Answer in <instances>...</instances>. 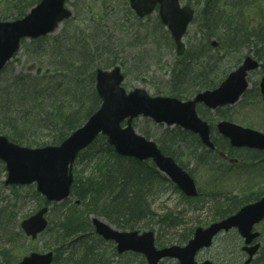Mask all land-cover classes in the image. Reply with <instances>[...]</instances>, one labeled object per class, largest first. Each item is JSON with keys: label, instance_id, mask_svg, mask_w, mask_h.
<instances>
[{"label": "trees", "instance_id": "1", "mask_svg": "<svg viewBox=\"0 0 264 264\" xmlns=\"http://www.w3.org/2000/svg\"><path fill=\"white\" fill-rule=\"evenodd\" d=\"M39 1L0 0V20L22 18ZM196 6L192 24L199 23L198 37L188 46L186 43L181 55L158 14L154 24L145 27L146 32L141 36L144 18L135 14L129 0L84 2L82 8L75 10V16L64 22L62 35L24 39L17 56L0 70V133L31 147L61 143L101 105L96 89L98 68L120 64L126 79L130 69L127 59L119 56L116 39L128 29L135 28L128 47L138 45L140 37L141 44L169 43L176 49L169 79L164 88H156V94L189 99L202 90L216 88L229 68L241 62L240 58H234L243 49L262 62L261 72H264V0H197ZM21 53L26 56V65L24 62L21 68L25 67L19 70L17 62ZM248 94L250 101L260 99L258 83L244 97ZM204 109L199 107L203 117ZM222 110L219 108L216 112ZM137 120L134 126L139 132L154 139L164 153L186 169V162L195 161L211 173L224 171L227 167L220 153L234 156L236 149L231 150L228 140L221 136L213 134L216 146L213 150L206 148L198 135L181 127H165L147 118L139 125ZM258 154H249V158L255 160ZM79 165L85 167L84 175L75 168L70 197L51 204L69 203V206L62 209L65 213L59 222L56 225L49 222L42 234L52 237L50 249L54 251L55 264H148L141 254L117 253L114 242L94 232L91 214L122 230H152L156 225H151V221L159 216L154 209L155 198L165 192H178V188L152 160L116 153L104 135H99L79 155L76 167ZM2 170L6 171L5 166ZM21 188L9 186L14 203L0 205V236H3L0 237V264H13L25 255L17 245L9 243L14 236H25L19 220L26 216L20 217L15 211L22 201ZM33 195L43 201L42 205L50 204L37 191ZM201 195L195 198L182 195L184 205L192 210L202 209ZM210 197L218 201L216 219L236 212L244 204L243 196L214 192ZM70 212L74 215H68ZM172 220L159 216L160 228L167 222L175 223ZM195 228L194 224L186 223L177 243H187ZM252 264H264V249Z\"/></svg>", "mask_w": 264, "mask_h": 264}, {"label": "water", "instance_id": "2", "mask_svg": "<svg viewBox=\"0 0 264 264\" xmlns=\"http://www.w3.org/2000/svg\"><path fill=\"white\" fill-rule=\"evenodd\" d=\"M74 0H41L22 18L0 20V70L19 51L23 39H37L57 31L62 22L72 14L68 6ZM131 8L143 18L156 10L168 27L177 45L178 54H183V38L194 18V9L182 6L180 0H130ZM261 62L247 55L241 65L212 90L197 93L193 98L182 100L173 96L152 95L144 87L127 91L123 86L125 76L120 65L112 69L99 68L96 87L101 97L100 107L87 121L66 137L60 144L30 147L10 140L0 134V160L7 169L6 185L36 184V189L50 202L67 199L74 181L73 167L79 154L90 146L99 135H105L116 152L139 160L152 159L157 168L169 177L188 197L198 196L195 179L172 157L165 154L158 144L137 132L133 120L137 117L152 119L167 126H180L199 135L202 143L213 149L211 126L198 113V105L210 109L233 105L249 86L247 77L258 70ZM260 91L264 100V74L260 80ZM125 122V126L122 123ZM221 135L228 138L233 147L264 150V133L244 127L229 120L217 124ZM49 206H43L21 221L24 233L36 238L48 227ZM264 219V196L243 206L238 212L212 222L207 227L199 226L193 237L182 246L174 244L158 248L152 230H120L100 217H92L95 232L106 240L116 243L119 253L128 251L145 255L149 264H158L163 258H175L179 264H214L211 260L198 261L196 256L209 248L214 238L237 228L245 239L243 250L250 264L261 244H252L260 236L253 231L256 223ZM54 253L32 252L14 264H53Z\"/></svg>", "mask_w": 264, "mask_h": 264}, {"label": "rangeland", "instance_id": "3", "mask_svg": "<svg viewBox=\"0 0 264 264\" xmlns=\"http://www.w3.org/2000/svg\"><path fill=\"white\" fill-rule=\"evenodd\" d=\"M92 1L93 0H76L71 2L70 4L75 14V10L82 8L84 2L91 3ZM181 2L182 4H189L197 8V0H181ZM74 16L75 15H73V17ZM156 16L157 12H154L147 18L143 19L141 36L146 32V30L144 29L145 27H151L154 24ZM63 24H61L60 28L54 34H63L61 33L62 29L64 28ZM110 27L111 24L109 26V29ZM198 28L199 23H193L190 25L188 33L184 38L187 46L188 44L194 42V40H196L195 38L198 37ZM133 29H128L127 32L122 31L116 39V44L119 47V56L121 58L123 57L127 59L130 69L128 70L125 79V83H127L125 84V87L127 90H131L137 86H142L147 88L151 94H156V88H164V83L169 79L171 69L177 57L176 49L175 47L173 48V46L169 43H164L161 46L150 43L141 44L142 40L140 37L138 45L128 47V41L134 37V34L132 33ZM246 54L253 53H248L246 49H243L242 52L237 54V56L235 55L234 59L237 60L240 58L242 61ZM18 59L19 61L17 62V66L20 70L25 67L24 66L21 68L24 62L26 65V56L21 53L18 56ZM238 65L229 68L231 69L230 71L237 68ZM231 66V64L228 65V67ZM262 75L263 74L261 71H257L251 74V87L254 83H259ZM249 98L250 94H248L246 97H243L238 103L232 106L225 107L222 112H216L204 106V110L206 111V114H204L205 119L208 120L209 123L214 127L213 134L215 137L220 136L216 129V123L223 118L229 119L243 126L264 132V102L261 99L255 102L250 101ZM222 114H224L225 117H221ZM143 120V117H139L137 123L139 125L143 124ZM243 154V149L237 150L234 152L233 157L239 158ZM77 161L73 168L74 177L75 168H77V171L80 175H84L83 171L85 170V167L83 165H79L76 167ZM231 163L232 162L230 161H225L224 165L227 167L226 170L211 173L207 168L199 165L195 161L190 163L186 162L187 169L193 175L194 179L196 180L197 186L202 193L199 203L203 206L202 209L192 210L184 205V200L180 191L165 192L164 194L155 198L154 209L155 211H157V214L160 217L164 218L171 217L173 219L172 221L175 222L173 224H169V222H167L160 228V224L158 222L159 216L156 217L154 221H151V225H156L155 229L152 230L155 231L156 244L159 248L172 244H179L177 243L176 239L182 232V229L186 223H192L196 227L198 225L207 226L217 218V200H215L213 197H210L211 193L222 192L237 195L239 197L243 196L244 198L245 195L250 196L252 192L264 193V162L259 165L249 166L246 169H244V164L236 165ZM3 167L4 163L0 161V205H5L9 201L11 203H14V196L12 194V191L8 189L9 186L5 185L7 173L6 171L2 170ZM34 191H36L35 184L24 185L19 190L22 201L18 202V206L15 208L18 216H28L34 213L40 206H42L43 201L38 200L37 196L33 195ZM65 205L69 206V203ZM65 205H51L52 208L48 215L51 225H56L55 223L59 222V219L65 213V211L62 210ZM68 215L72 216L74 214L70 212ZM91 216L94 215L91 214ZM22 219L23 218H21L19 222ZM256 227L262 232L260 241L264 249V221L258 224ZM139 230L143 232L146 230H150V228H140ZM51 240L52 237L50 235H40L37 239H30L26 236H14V240H10L9 243L17 245L18 249L23 250L25 254H28L32 251L44 253L51 250ZM242 245L243 243L236 231L223 233L216 237L215 242L211 248L201 251L198 254L197 258L198 260L210 259L216 264H241L245 259V254L241 250ZM160 264L179 263L176 259L166 258L161 261Z\"/></svg>", "mask_w": 264, "mask_h": 264}, {"label": "flooded vegetation", "instance_id": "4", "mask_svg": "<svg viewBox=\"0 0 264 264\" xmlns=\"http://www.w3.org/2000/svg\"><path fill=\"white\" fill-rule=\"evenodd\" d=\"M229 144H230V141L228 140ZM230 148L231 150L233 149H236L235 151L237 150H241L243 149L244 150V154L241 155V157L239 158H236V157H233V156H230V154L228 153H224V152H221L220 153V156L221 158L225 159V161H230L232 162L231 164H244V169H246L247 167H249V165H252L254 163H257V164H261L264 162V150H260V149H256V148H249L247 146H244V147H233L231 144H230ZM253 153H259L258 158L257 159H250L249 158V154H253ZM242 162V163H241ZM261 197V194L259 192H252L250 196H247L245 195V198H244V204L243 205H246V204H249L250 202H254L256 200H258L259 198ZM242 205V206H243ZM262 223V222H261ZM245 254V258L248 257L247 254L244 252ZM260 254V251L258 252L257 256Z\"/></svg>", "mask_w": 264, "mask_h": 264}, {"label": "bare ground", "instance_id": "5", "mask_svg": "<svg viewBox=\"0 0 264 264\" xmlns=\"http://www.w3.org/2000/svg\"><path fill=\"white\" fill-rule=\"evenodd\" d=\"M212 129H214V127L212 126ZM112 146V145H111ZM114 148V147H113ZM114 150H115V148H114ZM116 151V150H115ZM117 153V152H116ZM120 155V154H119ZM123 156V155H122Z\"/></svg>", "mask_w": 264, "mask_h": 264}]
</instances>
